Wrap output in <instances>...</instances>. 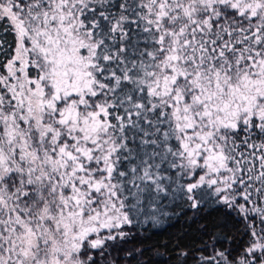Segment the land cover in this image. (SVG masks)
<instances>
[{"label": "snow or ice", "instance_id": "obj_1", "mask_svg": "<svg viewBox=\"0 0 264 264\" xmlns=\"http://www.w3.org/2000/svg\"><path fill=\"white\" fill-rule=\"evenodd\" d=\"M0 264H264V0H0Z\"/></svg>", "mask_w": 264, "mask_h": 264}, {"label": "trees", "instance_id": "obj_2", "mask_svg": "<svg viewBox=\"0 0 264 264\" xmlns=\"http://www.w3.org/2000/svg\"><path fill=\"white\" fill-rule=\"evenodd\" d=\"M157 238H160V237H157ZM164 238H166V236Z\"/></svg>", "mask_w": 264, "mask_h": 264}]
</instances>
